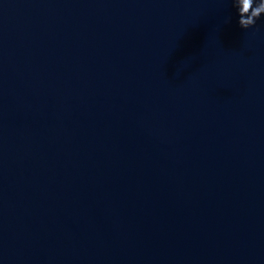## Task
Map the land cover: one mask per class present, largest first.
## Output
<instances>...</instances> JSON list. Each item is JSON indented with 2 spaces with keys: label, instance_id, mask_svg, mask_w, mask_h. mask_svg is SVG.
<instances>
[{
  "label": "water",
  "instance_id": "1",
  "mask_svg": "<svg viewBox=\"0 0 264 264\" xmlns=\"http://www.w3.org/2000/svg\"><path fill=\"white\" fill-rule=\"evenodd\" d=\"M238 20L0 0V264H264V15Z\"/></svg>",
  "mask_w": 264,
  "mask_h": 264
},
{
  "label": "clouds",
  "instance_id": "2",
  "mask_svg": "<svg viewBox=\"0 0 264 264\" xmlns=\"http://www.w3.org/2000/svg\"><path fill=\"white\" fill-rule=\"evenodd\" d=\"M233 4L238 11V23L242 29L254 27L264 15V0H233Z\"/></svg>",
  "mask_w": 264,
  "mask_h": 264
}]
</instances>
